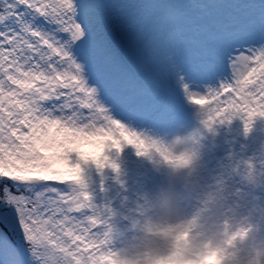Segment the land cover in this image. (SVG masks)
<instances>
[{
    "label": "snow or ice",
    "instance_id": "6c2138e0",
    "mask_svg": "<svg viewBox=\"0 0 264 264\" xmlns=\"http://www.w3.org/2000/svg\"><path fill=\"white\" fill-rule=\"evenodd\" d=\"M189 106L264 109V0H0V264L82 248L94 210L73 190L83 165Z\"/></svg>",
    "mask_w": 264,
    "mask_h": 264
},
{
    "label": "clouds",
    "instance_id": "9594fccd",
    "mask_svg": "<svg viewBox=\"0 0 264 264\" xmlns=\"http://www.w3.org/2000/svg\"><path fill=\"white\" fill-rule=\"evenodd\" d=\"M192 116L191 126L110 147L134 146L160 177L125 195L120 208L93 203L85 175L91 164L116 170L115 161L103 152L102 164H84L73 190L80 205L94 206L87 242L82 248L69 240L42 246L44 264H264V142L251 154L241 146L218 156L215 140L218 126L237 117L247 137L264 109L210 118L194 106Z\"/></svg>",
    "mask_w": 264,
    "mask_h": 264
},
{
    "label": "rangeland",
    "instance_id": "374dc122",
    "mask_svg": "<svg viewBox=\"0 0 264 264\" xmlns=\"http://www.w3.org/2000/svg\"><path fill=\"white\" fill-rule=\"evenodd\" d=\"M206 101V105L216 106L211 96H200ZM224 94L220 100H225ZM221 107L225 105L221 104ZM193 107V106H189ZM193 123L192 109L185 112L181 120L160 132H167L175 129L178 125L191 126ZM219 133L215 140L219 147L216 149L218 156H224L230 149L239 151L241 146H245V152L251 154L256 151L261 142H264V118H257L252 131L245 137L243 133V121L237 117L232 123L219 125ZM107 131V129L105 130ZM255 132L254 134H252ZM113 139H120L119 130L112 133ZM257 137V139H256ZM82 150H93L92 145H81ZM110 160L115 161L118 169L114 170L106 166L98 170L94 164L86 167L85 175L90 178L89 191L92 202L97 206L111 205L114 208L121 207V200L125 195H131L132 191L140 184L153 185L160 177L153 171L150 162L143 157H138L132 145H123L117 151L114 148L106 150ZM123 182V183H121ZM63 186V185H61Z\"/></svg>",
    "mask_w": 264,
    "mask_h": 264
},
{
    "label": "bare ground",
    "instance_id": "6f19581e",
    "mask_svg": "<svg viewBox=\"0 0 264 264\" xmlns=\"http://www.w3.org/2000/svg\"><path fill=\"white\" fill-rule=\"evenodd\" d=\"M201 96H203V93L201 94Z\"/></svg>",
    "mask_w": 264,
    "mask_h": 264
}]
</instances>
